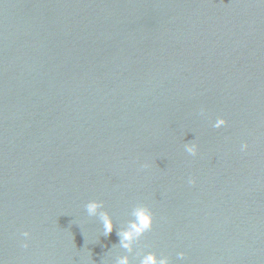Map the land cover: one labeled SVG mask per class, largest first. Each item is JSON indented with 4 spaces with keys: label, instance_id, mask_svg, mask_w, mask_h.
Instances as JSON below:
<instances>
[{
    "label": "water",
    "instance_id": "water-1",
    "mask_svg": "<svg viewBox=\"0 0 264 264\" xmlns=\"http://www.w3.org/2000/svg\"><path fill=\"white\" fill-rule=\"evenodd\" d=\"M137 204L144 252L264 264V0H0V262L115 264Z\"/></svg>",
    "mask_w": 264,
    "mask_h": 264
},
{
    "label": "clouds",
    "instance_id": "clouds-1",
    "mask_svg": "<svg viewBox=\"0 0 264 264\" xmlns=\"http://www.w3.org/2000/svg\"><path fill=\"white\" fill-rule=\"evenodd\" d=\"M227 123L224 117H219L215 120L213 127L221 128ZM247 148V144L242 145V149ZM185 150L189 154L195 155L197 152V146L194 143H186ZM193 183V180L189 181ZM87 214L91 216H98L100 224L102 226V234L108 236L112 233L114 228V221L112 215L103 210V202L99 200H89L85 205ZM132 218L127 222V225L117 231L119 237V246L125 250V254L119 255L115 261V264H132L130 258L131 253L135 250V255L138 258V264H170L169 257L166 255H158L155 251L144 252L143 249L136 247L137 243L144 236L145 233L150 231L153 226V212L144 204H137L134 206ZM29 233L25 231L23 236L25 237L24 246L27 247V238ZM179 257L183 258L184 253L180 252ZM2 264V262H0Z\"/></svg>",
    "mask_w": 264,
    "mask_h": 264
}]
</instances>
